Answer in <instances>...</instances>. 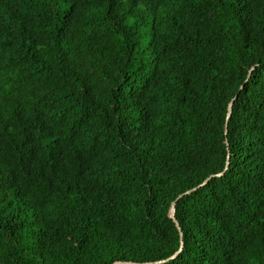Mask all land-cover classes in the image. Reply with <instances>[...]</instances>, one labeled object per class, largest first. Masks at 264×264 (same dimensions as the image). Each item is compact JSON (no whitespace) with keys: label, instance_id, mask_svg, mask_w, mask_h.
Segmentation results:
<instances>
[{"label":"trees","instance_id":"obj_1","mask_svg":"<svg viewBox=\"0 0 264 264\" xmlns=\"http://www.w3.org/2000/svg\"><path fill=\"white\" fill-rule=\"evenodd\" d=\"M116 263L264 264V0H0V264Z\"/></svg>","mask_w":264,"mask_h":264},{"label":"water","instance_id":"obj_2","mask_svg":"<svg viewBox=\"0 0 264 264\" xmlns=\"http://www.w3.org/2000/svg\"><path fill=\"white\" fill-rule=\"evenodd\" d=\"M233 104H234V102H232V103L230 104V107H229V113H228V118H227V120H229V118L231 117ZM229 161H230V157H228L227 167L229 166ZM221 175H222V174H220V175H218V176H221ZM207 182H208V181H206V182L204 183V185H205ZM202 186H203V185H202ZM192 192H193V191L188 192V193H186V195L191 194ZM181 197H182V196H181ZM181 197H179V198L177 199V201H175V202L172 204V219H173L174 223L176 224V226L178 227L179 232H180V237H181V248H180L179 253L182 251V248H183V235H182L181 229L179 228V225H178V223H177V220L175 219V212H176V203L178 202V200H179ZM177 254H178V253H177ZM177 254L174 255L171 259H174V258L177 256ZM171 259H170V260H171ZM116 264H123V263H116Z\"/></svg>","mask_w":264,"mask_h":264}]
</instances>
